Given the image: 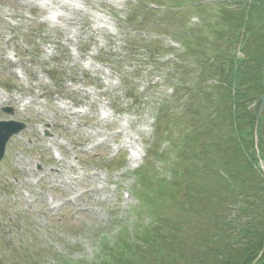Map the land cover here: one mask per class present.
Listing matches in <instances>:
<instances>
[{
	"label": "rangeland",
	"instance_id": "374dc122",
	"mask_svg": "<svg viewBox=\"0 0 264 264\" xmlns=\"http://www.w3.org/2000/svg\"><path fill=\"white\" fill-rule=\"evenodd\" d=\"M41 1L51 4L46 8L57 15L63 12L56 25L48 23ZM148 4L145 0H0V120L26 124L8 141L0 161V264H121L125 245H135L146 232L156 231L153 245L155 237L167 232L160 225L181 217L179 190L184 185L179 176L169 180L172 188L164 187L167 196L148 195L159 186L157 181L170 176L169 162L172 169L186 174L190 192H204L206 183L218 190L211 181L222 169L224 160L217 158H224V153L212 157L201 145L212 140L210 134L218 132L221 122L211 120V99L206 94L220 85L213 78L218 65L209 63L214 50L219 51L210 36L231 33L232 25L245 26L246 10L233 11L239 14L236 19L201 0H168V7H159L153 15L144 9ZM131 10L130 26L126 18ZM179 40L185 51L175 58L170 47L182 49L174 43ZM8 52H16L19 62L9 63ZM15 68L23 71L22 82L15 79ZM170 84L178 94L165 104L159 118L162 140L185 130L192 138L181 153L176 154L172 145V152L159 151L163 153L159 159L148 160L145 153L153 143L157 105L172 93ZM129 93L136 97L135 103ZM185 93L190 96L183 104L180 97ZM3 107H12L13 115L3 114ZM255 107L251 105L252 110ZM102 109L112 114L107 123L99 120ZM223 110L221 104L219 115ZM253 136L257 140V134ZM194 137L198 143L191 141ZM216 143L217 139L206 149ZM133 147L142 150L137 167H143L144 160L148 164L138 189L141 204L135 197H121L123 191L134 193L136 179L128 163ZM51 149L61 152L60 161L52 160ZM195 150L201 155L197 157ZM253 150L257 157L258 150ZM73 155H78L76 161ZM209 161L216 167L210 166L206 177L193 175ZM35 164L41 166L39 171ZM33 179L41 181L34 186ZM78 192L83 193L80 198L73 203L67 200ZM48 197L61 202V207L52 209ZM199 199L188 201L187 211L197 214L196 218L189 214V221L203 223L211 214L202 212ZM121 227L128 230L115 237Z\"/></svg>",
	"mask_w": 264,
	"mask_h": 264
},
{
	"label": "trees",
	"instance_id": "16d2710c",
	"mask_svg": "<svg viewBox=\"0 0 264 264\" xmlns=\"http://www.w3.org/2000/svg\"><path fill=\"white\" fill-rule=\"evenodd\" d=\"M244 1L248 9L245 25L248 36L242 40L239 38L242 25H232L231 33L216 34L213 44L219 51L214 50L215 55L209 58L210 65H218L214 68L218 74L213 78L220 80L216 97L208 96L212 106L210 117L212 121L218 118L221 122L218 132L210 134L212 140L203 141L201 145L212 157L224 153V158H217L224 160L222 169L216 171L215 179L211 181L218 185V190L206 183L202 185L204 192L199 189L190 192V182L184 178L186 174L173 169L172 175L179 176L181 186L184 185L179 190V199L182 197L183 203L177 214L181 217L164 221L160 226L167 232L159 239L155 237L153 245L151 237L156 231L146 232L142 237L143 249L140 248L139 252L126 244L121 253L124 259H121V264H264V178L253 150V133H256L258 156L264 158V99L261 102L264 90V0ZM230 15L236 19L239 17L237 13ZM238 46L242 58L235 57ZM188 100L187 97L184 104ZM260 103L262 110L257 118ZM221 104L224 110L219 115ZM252 104H256L254 110L250 108ZM191 135L186 136L183 149ZM216 139L217 143L206 149V145ZM191 141L199 142L197 137ZM195 153L197 157L201 155L199 150ZM226 162L232 163L225 167ZM210 166L216 167L214 163H207L196 168L193 175L206 177ZM160 182L164 183L160 185ZM156 183L159 186L153 189V196H167L164 187L172 182ZM197 199L203 205L202 212L207 210V214H211L203 223L189 221L188 201ZM174 200V197H169L170 202ZM191 215L197 217L196 213Z\"/></svg>",
	"mask_w": 264,
	"mask_h": 264
},
{
	"label": "water",
	"instance_id": "95a60500",
	"mask_svg": "<svg viewBox=\"0 0 264 264\" xmlns=\"http://www.w3.org/2000/svg\"><path fill=\"white\" fill-rule=\"evenodd\" d=\"M11 125V124H10ZM12 128H16V125H11ZM12 129V130H13ZM13 133V131H10L5 137H3V139L0 141V158L2 157V153H3V147H4V142L7 140V138Z\"/></svg>",
	"mask_w": 264,
	"mask_h": 264
}]
</instances>
